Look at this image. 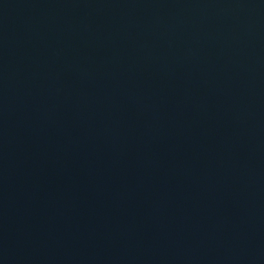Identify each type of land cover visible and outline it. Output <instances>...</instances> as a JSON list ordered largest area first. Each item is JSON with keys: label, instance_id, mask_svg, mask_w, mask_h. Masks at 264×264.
Returning a JSON list of instances; mask_svg holds the SVG:
<instances>
[{"label": "water", "instance_id": "95a60500", "mask_svg": "<svg viewBox=\"0 0 264 264\" xmlns=\"http://www.w3.org/2000/svg\"><path fill=\"white\" fill-rule=\"evenodd\" d=\"M0 264H264V0H0Z\"/></svg>", "mask_w": 264, "mask_h": 264}]
</instances>
